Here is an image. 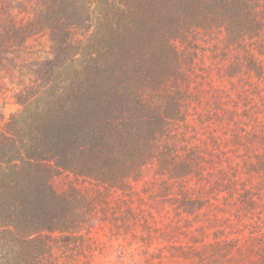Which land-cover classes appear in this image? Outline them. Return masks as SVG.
<instances>
[{
    "label": "trees",
    "instance_id": "16d2710c",
    "mask_svg": "<svg viewBox=\"0 0 264 264\" xmlns=\"http://www.w3.org/2000/svg\"><path fill=\"white\" fill-rule=\"evenodd\" d=\"M7 85L0 264H264V0H0Z\"/></svg>",
    "mask_w": 264,
    "mask_h": 264
},
{
    "label": "rangeland",
    "instance_id": "374dc122",
    "mask_svg": "<svg viewBox=\"0 0 264 264\" xmlns=\"http://www.w3.org/2000/svg\"><path fill=\"white\" fill-rule=\"evenodd\" d=\"M36 43L39 44L36 46V51H47L48 43L46 38L39 37L36 39ZM35 44V43H33ZM40 51V52H41ZM39 56H42L39 53ZM19 91V87L16 85H7L2 91L0 95V116L2 118V123H5L12 114H15L20 108L15 103V99L13 96ZM74 178L69 174H58L52 178V187L56 193H63L68 190L70 185L76 186L78 189H83V186L80 182H73ZM85 186V185H84ZM107 232L97 231L93 234V238L98 242L106 241ZM116 247V244H113ZM115 259L111 255L109 257L105 255H100L98 253H94V257L90 264H114Z\"/></svg>",
    "mask_w": 264,
    "mask_h": 264
}]
</instances>
